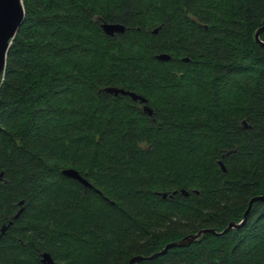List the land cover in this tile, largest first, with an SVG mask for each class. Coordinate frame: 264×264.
I'll return each instance as SVG.
<instances>
[{
	"label": "trees",
	"instance_id": "16d2710c",
	"mask_svg": "<svg viewBox=\"0 0 264 264\" xmlns=\"http://www.w3.org/2000/svg\"><path fill=\"white\" fill-rule=\"evenodd\" d=\"M21 3L0 71V225L22 211L0 264H264V201L237 229L147 258L264 195V0Z\"/></svg>",
	"mask_w": 264,
	"mask_h": 264
},
{
	"label": "water",
	"instance_id": "95a60500",
	"mask_svg": "<svg viewBox=\"0 0 264 264\" xmlns=\"http://www.w3.org/2000/svg\"><path fill=\"white\" fill-rule=\"evenodd\" d=\"M23 16H24V12H23L21 0H0V71H2L4 68L6 51L9 47L10 40L13 38L18 27L20 26L23 20ZM99 28L101 29L103 34L109 37H113L115 34H119L124 31V26L116 22L113 23V22L101 21L99 23ZM157 29L158 27H155L151 30V32L154 33L156 32ZM263 30H264V19H262L261 21V26L257 28L253 34L254 41L258 45L264 48V41L259 39V35ZM154 58L159 61H165L169 59V55L166 53H158L154 55ZM181 60L187 61V58L183 57L181 58ZM103 91L113 96H116V95L127 96L128 98H130V100L137 101L138 103L141 104V110L143 113L147 115H150L152 113L151 108L145 104L146 100L141 95L133 91L125 90L123 88L115 87V86L104 87ZM241 124H242V127L244 128L247 127V124H245L243 121H241ZM217 162H218L219 168L222 171H224V167L221 161L218 160ZM60 173L68 178L76 180L83 187H91V185L87 182V180L83 176H81L78 173V171L74 168H71V167L63 168L60 170ZM179 191L184 196L186 195V191H184L183 189H180ZM174 192L175 191H172V193ZM156 194L159 195L161 198H165V196L167 195L166 192H156ZM255 201H264V195L262 194L254 195L248 199L246 207L239 221L227 222L225 227L222 228L220 231H215L214 228H202L196 231L195 233L186 234L177 240L165 243L159 250H156L147 258H151L156 255L162 254L171 247L186 246L192 241L198 242L201 238V235L205 232H210L215 235H220L230 229L239 228L240 226L243 225L246 219V215L250 208V205ZM21 204H22V200H19L18 205H21ZM21 211H22V207H19L6 223H2L0 225V237L5 233L6 229L12 224V220L18 217ZM144 258L146 257L140 256V255H134L129 258V260L127 261V264H136L137 262L143 260ZM39 261L42 264H56L46 252H42L40 254Z\"/></svg>",
	"mask_w": 264,
	"mask_h": 264
},
{
	"label": "flooded vegetation",
	"instance_id": "af4514ba",
	"mask_svg": "<svg viewBox=\"0 0 264 264\" xmlns=\"http://www.w3.org/2000/svg\"><path fill=\"white\" fill-rule=\"evenodd\" d=\"M141 105V104H140Z\"/></svg>",
	"mask_w": 264,
	"mask_h": 264
}]
</instances>
